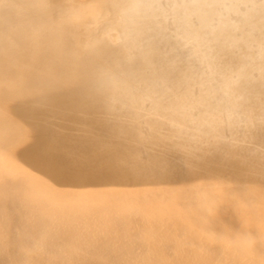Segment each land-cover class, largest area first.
I'll return each mask as SVG.
<instances>
[{
	"label": "bare ground",
	"instance_id": "bare-ground-1",
	"mask_svg": "<svg viewBox=\"0 0 264 264\" xmlns=\"http://www.w3.org/2000/svg\"><path fill=\"white\" fill-rule=\"evenodd\" d=\"M0 264H264V0H0Z\"/></svg>",
	"mask_w": 264,
	"mask_h": 264
}]
</instances>
